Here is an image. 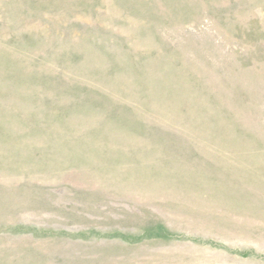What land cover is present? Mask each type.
Masks as SVG:
<instances>
[{"label": "rangeland", "instance_id": "374dc122", "mask_svg": "<svg viewBox=\"0 0 264 264\" xmlns=\"http://www.w3.org/2000/svg\"><path fill=\"white\" fill-rule=\"evenodd\" d=\"M0 264H264V0H0Z\"/></svg>", "mask_w": 264, "mask_h": 264}]
</instances>
